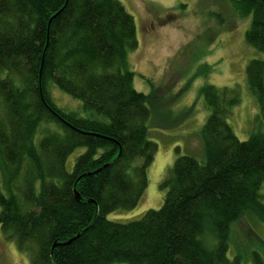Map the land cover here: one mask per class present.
I'll use <instances>...</instances> for the list:
<instances>
[{"label": "trees", "instance_id": "1", "mask_svg": "<svg viewBox=\"0 0 264 264\" xmlns=\"http://www.w3.org/2000/svg\"><path fill=\"white\" fill-rule=\"evenodd\" d=\"M234 1L251 14L246 41L264 52V0ZM137 46L119 0H0V229L29 264H242L228 256L234 225L264 229V131L239 139L227 121L237 88L210 83L203 158L177 155L159 208L106 217L138 203L157 150L148 95L133 85ZM246 82L264 121L263 59L247 63ZM260 244L247 250L253 264H264Z\"/></svg>", "mask_w": 264, "mask_h": 264}, {"label": "rangeland", "instance_id": "2", "mask_svg": "<svg viewBox=\"0 0 264 264\" xmlns=\"http://www.w3.org/2000/svg\"><path fill=\"white\" fill-rule=\"evenodd\" d=\"M119 1L135 20L138 46L129 51L128 59L134 70V87L148 95V137L157 144L138 203L106 215L110 220L127 222L163 204L165 190L159 183L177 155L203 158L198 134L209 113L201 92L204 84L237 88L240 100L231 108L227 121L239 139L264 131L258 103L246 82L247 63L254 58L264 60V52L246 41L251 14L239 16L234 0ZM56 93L60 102L71 101L64 92ZM83 150L79 147L68 155V170ZM0 191H4L1 170ZM250 226L240 218L229 242L228 256L240 253L242 264H253L247 250L262 252L263 225L256 222ZM249 235L256 239L250 244L246 242ZM0 264H29L27 255L1 229Z\"/></svg>", "mask_w": 264, "mask_h": 264}, {"label": "water", "instance_id": "3", "mask_svg": "<svg viewBox=\"0 0 264 264\" xmlns=\"http://www.w3.org/2000/svg\"><path fill=\"white\" fill-rule=\"evenodd\" d=\"M74 193L76 195L77 198H79V194L74 190Z\"/></svg>", "mask_w": 264, "mask_h": 264}]
</instances>
